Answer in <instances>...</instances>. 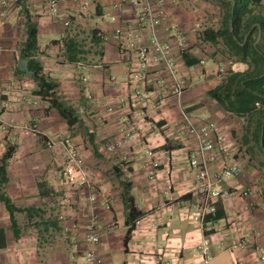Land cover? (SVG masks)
<instances>
[{"label":"crops","instance_id":"crops-1","mask_svg":"<svg viewBox=\"0 0 264 264\" xmlns=\"http://www.w3.org/2000/svg\"><path fill=\"white\" fill-rule=\"evenodd\" d=\"M50 1L5 0L1 5L0 0V115L15 126H35L38 132L34 136L15 127L0 131V160L8 149L12 151L2 192L21 210L14 213L19 230L15 238L9 214L0 203V264H80L87 246L86 225L92 217L102 238L91 248L102 264H204L197 249L203 237L209 240L212 255L207 264H264L259 259L264 255V188L242 158L236 140L231 139V159L217 155L209 169L214 173L229 163L237 164L240 176L224 181L220 188L250 189L252 195L219 202L223 212V218L215 222L219 229L207 219L202 225L192 219L198 195L188 154L196 150V142L181 113L196 126L215 122L229 135L233 115L208 92L231 68L217 53L204 54L191 43L195 27L189 25V14L177 6L179 1L167 0L166 18L158 31L167 41L168 28L176 26L186 43L185 49H180L172 40L184 92L179 99L169 97L163 103L154 97L149 102L130 101L134 86L128 83L136 55L112 38L119 27L124 31L137 29L130 7L122 6L120 0H56L58 18L49 13ZM83 3L87 4L85 9ZM26 16L37 30V53L28 59L21 57ZM92 31L102 39L98 60L91 63L89 59L96 56L86 54L79 62H67L64 41L85 36L94 45L90 42ZM184 52L198 59V64L185 65L181 58ZM22 59L27 60V71L19 67ZM30 59L57 85L55 97L71 109L72 123L48 99L36 94ZM235 65L238 73L248 69L243 62ZM160 77L170 83L161 65L152 67L149 82L141 87L150 92ZM127 134L134 139L115 152L105 150ZM62 137L75 145L89 172L91 191H77L63 180L65 155L59 147L46 146L48 139ZM147 151L153 153L151 158ZM153 160L159 166L149 178L144 164ZM167 179L172 183V203L166 199ZM91 193L95 197L92 203L88 200ZM124 194L141 213L138 228H131L130 233ZM243 235H248L251 243L256 241L261 252L255 253L251 246L234 251L225 248Z\"/></svg>","mask_w":264,"mask_h":264},{"label":"built area","instance_id":"built-area-1","mask_svg":"<svg viewBox=\"0 0 264 264\" xmlns=\"http://www.w3.org/2000/svg\"><path fill=\"white\" fill-rule=\"evenodd\" d=\"M120 3L122 6H128L134 11L137 26V29L127 31L119 27L115 29L112 35L113 40L121 43L126 50L132 51L136 55V61L130 71L128 83L134 86L133 95L130 98L131 103L149 102L151 97H154L157 103H163L169 97L179 99L184 92V85L177 74L176 61L172 53V40L177 41V46L180 49H185L186 43L180 38L176 26L168 28L170 40L167 41L161 39L158 31L161 23L166 18L168 1L120 0ZM1 5H5V0H1ZM48 5L49 13L59 18L57 1L51 0ZM86 6V3L82 4L83 9ZM68 24V22L64 21V26H68ZM158 65L162 66L170 83L168 84L164 78L160 77L155 81L153 89L150 92H146L141 87V84L145 85V83L149 82L147 81L148 71ZM221 71L224 70L221 69ZM231 71L234 73L240 72L235 64L231 66ZM181 114L187 132L196 142V150L190 151L188 154V164L194 170V188L198 195L192 219L195 223L202 225L208 216H214L218 202L235 196L247 198L252 195V191L250 189L239 191L220 188L221 183L236 179L241 174L240 167L235 163L224 165L220 171L214 173L209 169L215 162L217 155L227 160L231 159L233 147L230 136L222 132L215 122H203L196 126L186 113L182 112ZM13 127L20 128L24 133L34 136L38 133L35 126H15L0 115L1 132H6L8 128ZM123 137L107 146L105 150L107 152H115L127 143L128 140L134 139V135L132 134H127ZM46 146L49 149L59 147L63 151L65 163L62 169V177L66 184L72 186L77 191L83 189L92 190L89 172L85 168L75 145L69 138L48 139ZM146 154L150 158L153 156L151 151H147ZM144 166L149 170V178H152L154 170L159 164L153 160L146 162ZM165 194L167 201L172 203V183L169 179L166 180ZM88 200L90 203L95 200L92 193L89 195ZM139 223L140 220L136 219L131 227L135 230L138 228ZM212 224L214 227L216 226L215 229H219L215 222ZM101 238L102 233L98 231L92 217L86 225L84 242L87 246L81 253L80 264H102V259L91 248V246L97 245ZM209 245V240L203 237L197 246L204 264H207L212 258ZM248 246H251L255 253L261 252L259 244L256 241L251 243L248 235L231 240L225 248L229 251H234L247 248ZM259 259L264 261V255H261Z\"/></svg>","mask_w":264,"mask_h":264},{"label":"trees","instance_id":"trees-1","mask_svg":"<svg viewBox=\"0 0 264 264\" xmlns=\"http://www.w3.org/2000/svg\"><path fill=\"white\" fill-rule=\"evenodd\" d=\"M263 0H218L222 6L223 13L221 18V27L217 30L208 29L203 32V42L216 43L222 39V43L227 48V53L231 59L243 62L248 65V69L243 73H234L227 71L219 85L208 92L209 97L216 101L225 112L236 116L248 118V130L254 141L264 152V17L260 14L253 15L255 8L261 5ZM249 6L251 8H249ZM249 15V16H248ZM26 40L22 51V58H32L37 53V30L36 25L26 16ZM256 33L257 38H253ZM90 42L93 46L102 43L101 36L92 31ZM64 57L69 63H76L82 60V56L88 51H84L79 39L68 38L64 41ZM101 53V52H99ZM181 58L185 65L195 66L198 59L183 53ZM29 68L34 71V81L37 85L36 94L43 99H48L50 105L58 110L59 114L70 123L71 109L57 101L55 90L57 85L48 77L42 74L39 63L30 59ZM12 154L8 149L0 160V203H3L9 214V221L15 238L18 237L19 230L16 226L14 213L20 212L13 206L10 199L2 192V187L6 182V166ZM127 206V221L129 225L128 233L131 231V225L136 219H139L141 213L133 205V200L127 194L123 195ZM223 218L222 209L219 202L216 204L214 216H208L207 221L210 224ZM3 230L0 229V248L3 247Z\"/></svg>","mask_w":264,"mask_h":264},{"label":"rangeland","instance_id":"rangeland-1","mask_svg":"<svg viewBox=\"0 0 264 264\" xmlns=\"http://www.w3.org/2000/svg\"><path fill=\"white\" fill-rule=\"evenodd\" d=\"M179 8L184 11L183 13H188L190 18L189 25H193L194 28L193 38H191V43L197 45V49L206 53H217L222 62L226 67H230L239 61H235L229 57L227 53L226 46L223 45L222 39H218L216 43L203 42L202 34L208 29L217 30L221 27V18L223 9L219 4L218 0H178ZM249 8H251L249 6ZM253 15L260 14L264 17V0L261 2V5L252 13ZM249 16V15H248ZM194 23V24H193ZM198 25V26H195ZM190 26V27H191ZM264 36V34H263ZM253 38L256 37V33H253ZM79 41L84 45V51H88L87 54L91 57V54H94L96 57H91L89 62L97 61V55L100 52L98 46L90 45L85 36L79 37ZM227 62H230L228 65ZM248 66V65H247ZM227 71H225L226 73ZM248 118L246 117H236L231 116L230 125L227 128V132L233 135H230L231 139L236 140L237 149L242 151V158L244 157L247 161V166L251 167L252 171L256 174L257 181L259 184L262 181V187L264 188V152L260 149L259 145L254 141L251 129L248 130Z\"/></svg>","mask_w":264,"mask_h":264},{"label":"water","instance_id":"water-1","mask_svg":"<svg viewBox=\"0 0 264 264\" xmlns=\"http://www.w3.org/2000/svg\"><path fill=\"white\" fill-rule=\"evenodd\" d=\"M18 64L21 70L27 71V60L22 59L18 62ZM31 74L34 75V73Z\"/></svg>","mask_w":264,"mask_h":264}]
</instances>
